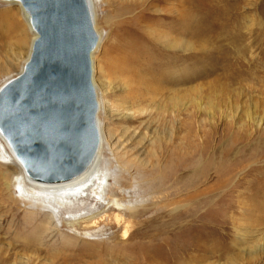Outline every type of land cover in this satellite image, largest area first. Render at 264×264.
Here are the masks:
<instances>
[{
  "label": "rangeland",
  "instance_id": "obj_1",
  "mask_svg": "<svg viewBox=\"0 0 264 264\" xmlns=\"http://www.w3.org/2000/svg\"><path fill=\"white\" fill-rule=\"evenodd\" d=\"M93 1L96 172L109 175L106 201H60L64 224H47L46 209L27 197L40 187L29 184L0 134V264H146L149 255L178 259L200 243L217 250L204 264H264V0H237L240 41L234 29L200 26L198 14L170 56L150 32L162 28L159 10L187 0L144 12V0ZM183 18L184 25L190 15ZM21 29L28 46L18 60L0 55L10 62L0 87L24 70L36 38L21 5L0 0V35ZM116 199L135 209H112ZM157 211L178 214L180 227L140 225Z\"/></svg>",
  "mask_w": 264,
  "mask_h": 264
},
{
  "label": "water",
  "instance_id": "obj_2",
  "mask_svg": "<svg viewBox=\"0 0 264 264\" xmlns=\"http://www.w3.org/2000/svg\"><path fill=\"white\" fill-rule=\"evenodd\" d=\"M7 1L23 7L37 36L24 70L0 87V134L32 181L73 180L100 147L89 2Z\"/></svg>",
  "mask_w": 264,
  "mask_h": 264
},
{
  "label": "bare ground",
  "instance_id": "obj_3",
  "mask_svg": "<svg viewBox=\"0 0 264 264\" xmlns=\"http://www.w3.org/2000/svg\"><path fill=\"white\" fill-rule=\"evenodd\" d=\"M161 1L162 0H144V1H142V3L139 4V6H140V8H142V10L144 12V10L147 7H149V4L154 5L155 3H160ZM88 2H89V6H90L91 13H92L94 26H95L94 1L88 0ZM184 6H186V10L182 11V8ZM236 7H237V0H187L186 2L181 1L179 3V5H177V7H176L177 9L176 8H170L168 10V12H162V10H159L160 12L156 15H158L159 17H161L163 19L162 20L163 21L162 28L160 29V31L150 32L152 35L151 40L152 41L155 40L157 43H159L163 47V50L165 51L166 56L170 53L169 51H171V52L177 51L176 54H178V51L180 48V44L177 42V41H179V40H177L178 35L183 34V30L185 28L188 27V29H190L191 21L196 15L204 14V17L202 18V23H200V26H202L203 24L204 25L210 24L214 27L215 26L218 28L222 27L221 29L225 30L226 32L230 31V29H234L233 34L235 35V40L240 41L242 38V34L240 33L241 28H238V24H237L238 17L235 16ZM23 11L26 13L27 20H28L29 24L31 25L30 16L28 15V13L24 9H23ZM184 13H186V16L190 15V18H187L188 23H184V25H183V19H184L183 14ZM156 19H157V17H156ZM180 22H182V27H180V29L179 28H177L176 30L170 29V26L174 27L175 24H178ZM192 26H194L193 28L195 29V32H199L197 30L196 25L192 24ZM206 28H208V27H206ZM11 29L15 33L18 32L16 30V29H18V25L13 23L11 26ZM95 29H96V26H95ZM181 29H182V31L180 33ZM21 31H22V33L20 32V34H18L17 37H12L9 30L7 32L3 33V35H0V55L6 53V54H8L7 55L8 57L12 58V60H15L16 58L21 57V55L23 54L22 52H23L24 48L28 46V39H27L28 37L24 33L23 29H21ZM96 31H97V29H96ZM205 32L206 31H204L202 34H205ZM97 33H98V31H97ZM98 35H99V33H98ZM199 35H201V32ZM36 36H37V34H36ZM13 39H15V40H13ZM10 41H12L11 47H9ZM4 42H6V43H4ZM99 42H100V35H99ZM99 42H98L96 49L99 46ZM32 46H33V44H32ZM96 49H95V51H96ZM245 49L246 48L242 49L243 52L245 51ZM11 50H12V52L13 51L14 52L9 54V51H11ZM94 52H93V54H94ZM93 54H92V59L94 60ZM171 55H172V53H171ZM173 55H175V54H173ZM169 56H170V54H169ZM238 56H240V55H238ZM16 60H18V59H16ZM9 65H10V62H8L7 57H6L5 61L3 60V62L0 59V71H1V66H2V68L5 69V67L9 68ZM227 68L228 67L225 66V69H227ZM92 69H93V63H92ZM93 70H95V66H94ZM92 78H93V76H92ZM93 84H95V83L93 82ZM95 86L96 85H94V87ZM96 94H97V91H96ZM97 101H98V95H97ZM98 104H99V101H98ZM119 106H122V105H119ZM122 116L130 118L132 116V112L128 110ZM97 119H98V115H97ZM97 123H98V120H97ZM98 127H99V124H98ZM99 131H100V129H99ZM100 136H101V134H100ZM100 145H101V137H100ZM2 149H3L2 152H3L4 158H7L8 160H10L11 156L9 154L7 146L3 145ZM99 151H100V147H99L98 153H97L92 165L90 166V168L85 173H83L82 175H80L79 177H77L73 180L63 182V183H56V184L39 183V182H35V181H32L31 179H29L28 176L26 175V172H25L23 166L21 165L19 160L16 158L14 152H12L13 155L15 156V158L17 159L16 161H18L19 164L22 166V168L25 172L26 178L29 181V184L33 185V186H39L41 189L39 192L35 191L32 194H28L27 197H29V199H31V200H35L36 202L40 203L36 207L37 210H40L42 208L46 209L45 212L47 213V216L45 219L48 221V222H46L47 224H52V222L55 220L63 222L62 214H61V211L59 210V207H58L59 205H61L60 201H67V202H71V203H73L74 201L75 202H86V201H88V204H89V203H92L96 200V202L97 201L100 202V205H102L101 201H103V200L106 201L107 187L109 185L108 182H109L110 178H109V175L105 174L104 172L101 174H99V172H96V167H97L96 165L98 163ZM83 197H85L84 200H83ZM141 202H143V201L141 200ZM130 204L131 203H129V205H124L123 203H121L120 200L116 199L113 202L112 209H115L118 211H123V210L127 211V210H131V209H135V208H131ZM48 208H50V210ZM177 215H171L170 214L169 216H167L164 212H162V211L158 212L157 211L155 216L146 219L140 225L143 227L152 228V229H154V231L157 230V231L168 232L171 230L167 231V229L180 227V223H177V221H176V218L178 217ZM63 224H64V222H63ZM61 227H63V225ZM182 229H184V228H181V230ZM138 230L139 229H136L135 231H133L132 234L130 235V237L135 235ZM176 230H178V229H176ZM208 245L209 244H207V243H202V244L200 243V244L194 245L195 246V248L193 249L194 251H192L189 255H186L184 257H179L178 259H172V260L163 257L159 253L158 254H152V255L148 256V258H147L148 262L146 264H204L205 262H207L208 258H210L208 256L215 254L217 251L216 248H212V247L207 248ZM123 258H125V257H123Z\"/></svg>",
  "mask_w": 264,
  "mask_h": 264
}]
</instances>
